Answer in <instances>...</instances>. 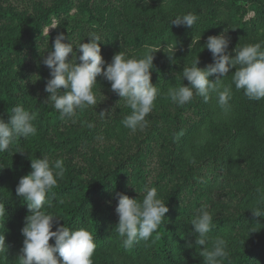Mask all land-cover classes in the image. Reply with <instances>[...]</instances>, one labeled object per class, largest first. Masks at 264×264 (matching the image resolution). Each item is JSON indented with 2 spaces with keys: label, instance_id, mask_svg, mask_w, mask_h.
<instances>
[{
  "label": "trees",
  "instance_id": "trees-1",
  "mask_svg": "<svg viewBox=\"0 0 264 264\" xmlns=\"http://www.w3.org/2000/svg\"><path fill=\"white\" fill-rule=\"evenodd\" d=\"M3 1L0 117L7 122L12 108L22 105L36 113L37 131L17 138L7 151L0 152V204L6 209L0 216V235H5L7 245L0 252V264H20L21 230L30 212L27 201L18 197L15 189L20 178L32 171L31 159L48 153L76 154L84 147L89 148V166L77 169L73 165L71 169L64 159V175L47 194L42 211L57 216L53 231L65 224L72 230L91 232L96 243L93 264H205L197 262L202 246L195 244L198 234L191 224L197 213L189 209L176 215L186 191L199 186L204 168L216 173L211 183L233 190L243 213L213 218L214 227L203 247L211 250L214 238L228 228L229 235L223 239L227 258L221 264H264V216L253 213H264V186H253L264 177V98L252 100L242 89L237 90L231 73L235 69L223 78L224 85H232L227 109L219 106L214 94L208 102L194 94L184 105L173 103L168 96L172 85L189 83L182 79L183 69L197 58L202 69L213 63L205 46L209 36L226 32L228 51L233 55L236 47L264 46V0H150L148 5L143 0H42L22 9L4 6ZM248 10L255 13L249 20L245 19ZM187 13L198 17L192 27L171 24ZM53 20L56 27L44 34ZM61 32L65 43H73L77 57L81 53L75 47L89 42L92 34L100 35L106 63L119 51L128 58H141L148 47L161 49L154 55L151 70V82L159 94L143 130L133 132L123 126L121 121L131 109L102 76L93 86L97 106L77 109L72 118L62 119L51 102L44 103L51 76L43 58ZM71 59L76 62L70 53ZM106 109L113 113L102 118L99 112ZM100 137L106 140L104 149L95 145ZM155 158L157 180L151 182L152 171L147 167ZM127 176H131L129 181ZM146 187L157 189L169 211L147 241L137 240L125 247L115 226L118 194L142 201ZM245 217L251 224L244 226ZM240 227L246 229L244 233ZM49 244H54V238Z\"/></svg>",
  "mask_w": 264,
  "mask_h": 264
},
{
  "label": "clouds",
  "instance_id": "clouds-1",
  "mask_svg": "<svg viewBox=\"0 0 264 264\" xmlns=\"http://www.w3.org/2000/svg\"><path fill=\"white\" fill-rule=\"evenodd\" d=\"M143 2L148 5L150 0ZM197 19V15L187 13L174 18L171 24L192 27ZM88 37L89 42L75 47L81 53L78 57L73 51V43L70 40L68 43L64 42L66 38L63 32L55 37L52 50L43 58V64L50 69L51 76L46 83L45 91L49 96L44 103L51 102L62 119L72 118L77 109L97 106L93 86L97 84V77L102 76L110 82L111 91L123 98L131 109L130 114L121 121L123 126L133 132L143 130L149 123L146 117L152 112L159 94L158 88L151 82V70L154 68V55L161 49L153 50L148 47L141 58H128L125 52L119 51L113 56L111 63H106L101 55V36L92 34ZM229 43L226 32L208 37L205 46L212 53L213 63L202 69L198 67L197 58L191 67H185L182 79L189 83L169 88L168 96L173 103L184 105L192 100L194 94L208 102L214 94L219 106L227 109L232 85H224L223 78L232 69H235L231 73L237 90L242 89L252 100L264 98V46L256 43L236 47L233 55L228 51ZM174 51L171 56L167 54L170 60ZM70 53L72 57H76L75 63H72V59L68 60ZM213 76L215 78L210 79ZM112 113L113 109H106L99 112V115L109 118ZM35 119L36 113H30L22 105L12 108L7 122L0 117V152L7 151L17 138L34 135L37 131ZM31 169L29 174L20 178L15 189L16 195L27 201L30 212L21 230L24 241L22 254L19 256L20 264H93L96 243L91 232L85 228L72 230L65 224L57 226L53 231L54 218L57 216L42 211L47 194L64 175V159L52 160L47 155H41L40 158L31 159ZM144 192L142 201L118 194L115 211L119 219L115 226L125 247H131L137 240L147 241L169 211L167 204L158 198L155 187H146ZM48 203L51 206L50 201ZM5 211V206L0 204V216ZM253 213L264 216L259 211ZM191 224L193 232L198 234L195 244L202 246L201 256L205 264H221V260L227 258L225 240L215 239L211 250L203 247L214 227L213 215L207 210V206L198 210ZM53 238L54 244H49ZM5 248V235H0V252Z\"/></svg>",
  "mask_w": 264,
  "mask_h": 264
},
{
  "label": "rangeland",
  "instance_id": "rangeland-1",
  "mask_svg": "<svg viewBox=\"0 0 264 264\" xmlns=\"http://www.w3.org/2000/svg\"><path fill=\"white\" fill-rule=\"evenodd\" d=\"M42 0H5L3 1L4 6L7 5H15L18 9L22 8H28L32 5L38 4ZM44 1V0H43ZM74 10V9H73ZM255 16V13L253 11H247L245 13V19L249 20L252 19ZM53 24L50 26H47L44 29V34L49 33L53 31V29L57 25V21L53 20ZM102 139H97L95 145L99 149H104V146L106 144V140L103 137H100ZM89 148L84 147L80 150L79 153L76 154H61V156L58 155H51V153H48L47 156H49L50 159L55 160L58 158L65 159V163L67 167H71L73 169V165L76 166L77 169H83L89 166L88 156L90 155L88 153ZM39 158V157H38ZM150 164L147 167L149 170L152 171V175L150 176V181L154 182L157 180V168H158V161L157 158L152 160H149ZM128 171L132 174L134 172V169L132 167L128 168ZM216 175L215 172L209 171L208 168H204L202 170V176L200 177V184L199 186H195L192 191H186V194L184 196V200L180 202V207L178 206L176 208V215L184 214L189 209H194V211L197 213L198 210L202 206H207V210L213 215L214 219H218L221 217H236L240 213H243V211L239 208V200H237V197L233 195V190L229 189L228 187L224 188H218L214 183H211L212 177ZM131 176H127L126 179L129 181ZM260 181L254 182L253 186L257 188L258 185L261 183L264 186V177H261L259 179ZM262 193L264 195V189L262 190ZM187 209V210H186ZM244 226L251 224L249 217L244 218ZM229 227V226H228ZM228 228H225L221 234L217 237L220 239H226L228 237ZM240 232H245L246 229L242 230V228H239ZM238 235V234H237ZM217 238H214L217 239ZM204 260L201 258V256H198L197 262H203Z\"/></svg>",
  "mask_w": 264,
  "mask_h": 264
}]
</instances>
